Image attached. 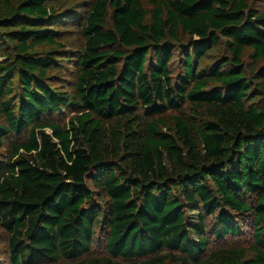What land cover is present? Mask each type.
<instances>
[{
	"label": "trees",
	"instance_id": "obj_1",
	"mask_svg": "<svg viewBox=\"0 0 264 264\" xmlns=\"http://www.w3.org/2000/svg\"><path fill=\"white\" fill-rule=\"evenodd\" d=\"M1 243L264 264V0H0Z\"/></svg>",
	"mask_w": 264,
	"mask_h": 264
},
{
	"label": "rangeland",
	"instance_id": "obj_2",
	"mask_svg": "<svg viewBox=\"0 0 264 264\" xmlns=\"http://www.w3.org/2000/svg\"><path fill=\"white\" fill-rule=\"evenodd\" d=\"M253 244V239H252V231L249 229V230H246L245 232V236L241 237L240 240H237L236 241V246H239V247H250L251 245ZM2 243L0 244V247H2ZM1 251L3 252L2 248H0ZM97 249V253H101L104 251V248L103 246L102 247H96Z\"/></svg>",
	"mask_w": 264,
	"mask_h": 264
}]
</instances>
